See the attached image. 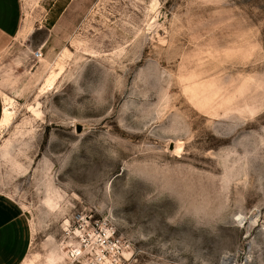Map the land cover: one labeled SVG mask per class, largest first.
Wrapping results in <instances>:
<instances>
[{
	"label": "rangeland",
	"instance_id": "1",
	"mask_svg": "<svg viewBox=\"0 0 264 264\" xmlns=\"http://www.w3.org/2000/svg\"><path fill=\"white\" fill-rule=\"evenodd\" d=\"M23 6L0 43L22 264H264V0Z\"/></svg>",
	"mask_w": 264,
	"mask_h": 264
},
{
	"label": "crops",
	"instance_id": "2",
	"mask_svg": "<svg viewBox=\"0 0 264 264\" xmlns=\"http://www.w3.org/2000/svg\"><path fill=\"white\" fill-rule=\"evenodd\" d=\"M23 11V0H0V43L24 36ZM31 241L32 228L21 205L0 192V264L24 263Z\"/></svg>",
	"mask_w": 264,
	"mask_h": 264
},
{
	"label": "built area",
	"instance_id": "3",
	"mask_svg": "<svg viewBox=\"0 0 264 264\" xmlns=\"http://www.w3.org/2000/svg\"><path fill=\"white\" fill-rule=\"evenodd\" d=\"M36 56L39 57V58L42 57V52H41V50H38V51L36 52Z\"/></svg>",
	"mask_w": 264,
	"mask_h": 264
},
{
	"label": "trees",
	"instance_id": "4",
	"mask_svg": "<svg viewBox=\"0 0 264 264\" xmlns=\"http://www.w3.org/2000/svg\"><path fill=\"white\" fill-rule=\"evenodd\" d=\"M0 113H1V108H0Z\"/></svg>",
	"mask_w": 264,
	"mask_h": 264
}]
</instances>
